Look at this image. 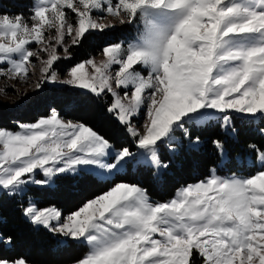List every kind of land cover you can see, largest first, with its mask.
Returning <instances> with one entry per match:
<instances>
[{"label":"snow or ice","instance_id":"1","mask_svg":"<svg viewBox=\"0 0 264 264\" xmlns=\"http://www.w3.org/2000/svg\"><path fill=\"white\" fill-rule=\"evenodd\" d=\"M65 8L77 14L76 24ZM94 10L117 17L123 10L127 19L121 24L138 18V35L127 44L105 46L107 59L99 66L90 58L94 73L81 61L61 80L59 62L72 59V47H82L86 33L115 27L98 23ZM158 10L171 15L156 17ZM30 20L0 17V37L8 40L0 43V64L7 65L0 76L27 77L26 64L34 57L42 66L37 89L64 84L92 103L110 94L104 110L133 138L137 151L123 145L117 150L93 127L66 121L69 98L34 123L17 122L18 131L0 130V194L14 197L33 187L51 191L58 181L89 179L93 166L105 180L132 164L153 169L159 180L169 167L164 151L179 150L185 137L198 143L189 126L205 114H222L225 123L230 111L264 120V0H34ZM49 29L55 34L46 38ZM245 34L261 40L245 48L228 45L230 37ZM30 41L38 47H27ZM147 49L156 51L150 61ZM113 65L120 66L115 75ZM137 65L149 69L146 77ZM142 110L144 132L134 126ZM213 144L223 151L220 141ZM248 147L262 169L256 175L221 176L214 168L168 202L153 201L147 189L121 180L67 215L54 205L38 209L32 200L22 212L69 246H85L74 264H201V258L203 264H264V149ZM0 246L14 247V241L0 234ZM0 264L29 262L0 257Z\"/></svg>","mask_w":264,"mask_h":264},{"label":"trees","instance_id":"2","mask_svg":"<svg viewBox=\"0 0 264 264\" xmlns=\"http://www.w3.org/2000/svg\"><path fill=\"white\" fill-rule=\"evenodd\" d=\"M130 30L132 24L126 22L103 31L86 33L87 39L82 42V47H72V59L64 60L65 66L69 68L92 55H99L104 46L117 42ZM60 71L63 72L62 69ZM69 98H72V103L62 113L65 119L84 122L93 127L117 149L123 145L136 151L133 138L128 136L114 116L104 110L112 101L110 94L99 98L96 103L81 101L76 96V90L67 85H45L28 94L17 105L0 102V127L15 129L17 122H35L50 113L52 107L64 105ZM231 117L232 124L228 129L223 127L220 118L202 124H191L189 127L192 137L200 138L199 146H188L185 137L179 150L174 153L165 150L163 160L169 167L159 180L155 178L153 169L132 164L114 180H103L89 173L90 178L87 180L58 181L51 191L33 187L27 193L40 208L54 205L66 215L106 191L111 183L121 180L138 184L148 190L153 201L163 202L172 198L180 187L209 177L210 170L214 168L221 175L235 173L253 176L261 168L256 162L255 153L248 146L251 144L264 149V135L260 131L264 128V120L259 117L252 121L249 117L238 114H232ZM214 140L223 144L222 152L214 146ZM223 152L225 160L219 165ZM26 202V196L0 194V233L4 238L11 237L14 241V247L0 246V257L6 260L23 257L30 264H72L85 253V246L60 244L47 229L32 225L22 212Z\"/></svg>","mask_w":264,"mask_h":264},{"label":"rangeland","instance_id":"3","mask_svg":"<svg viewBox=\"0 0 264 264\" xmlns=\"http://www.w3.org/2000/svg\"><path fill=\"white\" fill-rule=\"evenodd\" d=\"M116 2H117V0H113L114 4ZM106 6L107 5H105V10H106ZM33 7H34V0H0V17H2L3 15H8L10 18H14L15 16H22L29 24H31L32 22H31L30 18L33 15ZM64 11L66 13V17L70 16L72 18L73 23L76 24L77 14L74 12H71V10L67 9V8H65ZM91 15L93 16V18H95L97 20L98 23H102V24L110 25V26L111 25H115V26L121 25V22H120L121 19H125V20L127 19L126 14L123 13V10H121V16H119V17L112 16L111 14L105 15V11H99V10H94L91 13ZM153 15L156 17H160V18H167L171 15V13L165 12L164 10H158V11H154ZM131 24H132V30H130L128 33H126L125 36H121L117 42L110 43L108 45H114V44L119 43L121 41H124L125 44H127L128 42L133 41L138 35V31L141 28V23H140L139 19L137 18ZM108 28H110V27H108ZM96 31H99V30H96ZM131 32H132V34H131ZM54 34H55L54 29H49V30L45 31V33H44L46 38L49 37L50 35H54ZM66 39H68V38L66 37ZM260 40H261V37L258 34H245L242 36L230 37L228 39L227 43L229 46H232V47L245 48L247 46H250L251 44L259 43ZM7 42H8L7 38L0 37V43H7ZM108 45H106V46H108ZM26 46L31 48V49H36L38 47V45L36 44L35 41H30V43ZM57 51L62 53V49H60V48H58ZM90 58L97 64V66H99L102 62H104L107 59V56L102 51L99 55H92L89 58L83 60V62L86 63V69H87L88 73L92 74V73H94V69L91 67L90 64H87V61ZM59 63H60V69L63 70V72H61L59 69V73H58L60 75L61 80L68 78L64 75V73H65L64 71L66 69H70L71 67L67 68L65 66L64 61L59 62ZM6 67H7V65L0 64V68H6ZM26 67L30 68V71H29L27 77H24L23 74H21L19 76L12 77V78H6L4 76H0V102L3 101V102H7L11 105H17L28 94L33 93V92L38 91V90L43 88V87H41L40 89L36 88V82L41 78V75H42L41 64L33 57V58H30V62L28 64H26ZM119 67H120L119 65H113L111 67L110 71L113 73V75H115V73L119 70ZM134 67L140 72L141 75H144L145 77L148 75L149 69H147L146 67H142L140 65H137ZM45 85L64 86V84H57V83H51V82H49ZM114 88H115V83H114ZM116 90L118 92H120L121 95H123V92L125 91L122 88H119ZM128 91H129V94H131V88L128 89ZM112 100H113V97H112ZM232 114H237V113H233L230 111L229 112L230 121L228 123H225L221 119L222 114L210 112V113L202 116L200 118V121L197 122V124H202V123H205L207 121H210V120H213L216 118H220L222 120L223 127L225 129H228V127H230V125L232 124V117H231ZM238 115L247 117L244 114H238ZM259 117L260 116L257 115L255 119H258ZM65 120L71 121V120H67V119H65ZM145 120H146V117L143 114V110H142L138 119L134 120V126L138 129V131L144 132L143 125L145 123ZM73 122L75 123L76 121H73ZM30 123H34V122H30ZM0 130L18 131L19 129H18V127L15 129H5V128L0 127ZM177 140H180L179 132L177 133ZM187 145L192 146V147H197V146H199V142L197 143L195 140H192L191 142H189V140L187 138ZM136 151H137V149H136ZM169 151H170V153H174L175 146H173V150H169ZM224 160H225V153L223 152V158H222V161L219 165H222L224 163ZM106 162H108V161L106 160ZM257 164H258V162H257ZM133 165L136 166L135 164H133ZM258 166H259V164H258ZM101 171L102 170L96 169L95 166H93L92 171H90V173L94 174L95 176H97L100 179H103L100 176ZM219 175H221V174H219ZM227 175H230V174H227ZM221 176H226V175H221ZM244 177H252V176H244ZM103 180H105V179H103ZM200 181H202V180H200ZM197 182H193L190 184H195ZM187 185H189V184H187ZM187 185L182 186V187H186ZM52 186H55V184ZM17 195L26 196V199H27L26 205L29 203L30 200H32L35 202V206L38 209L42 210V209H46V208L50 207V206H46V207L40 208L37 205L35 199L31 195H29L28 193L22 192V193H18ZM175 195H176V193H175ZM175 195L172 198H174ZM172 198H170L166 201H163V202H168ZM54 236L59 241L60 244L66 243V242H64V240H65L64 237L58 236V235H54ZM72 264H74V263H72ZM201 264H203L202 258H201Z\"/></svg>","mask_w":264,"mask_h":264},{"label":"clouds","instance_id":"4","mask_svg":"<svg viewBox=\"0 0 264 264\" xmlns=\"http://www.w3.org/2000/svg\"><path fill=\"white\" fill-rule=\"evenodd\" d=\"M156 55V51L154 49H147L145 50V57L147 60H151Z\"/></svg>","mask_w":264,"mask_h":264}]
</instances>
